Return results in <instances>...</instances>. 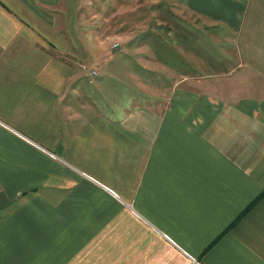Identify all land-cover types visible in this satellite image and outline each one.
<instances>
[{"label":"crops","instance_id":"crops-1","mask_svg":"<svg viewBox=\"0 0 264 264\" xmlns=\"http://www.w3.org/2000/svg\"><path fill=\"white\" fill-rule=\"evenodd\" d=\"M186 2L99 39L83 0H0V264H264V0ZM185 24L232 41L163 71Z\"/></svg>","mask_w":264,"mask_h":264},{"label":"rangeland","instance_id":"rangeland-1","mask_svg":"<svg viewBox=\"0 0 264 264\" xmlns=\"http://www.w3.org/2000/svg\"><path fill=\"white\" fill-rule=\"evenodd\" d=\"M85 3H83L82 11H84L86 14V27L91 26V29H95L99 32L98 37L105 38L106 33H115L118 35V33L122 34V31L124 28H127V26H136L138 25L140 14L147 13L148 11H160L163 13V17L165 21H171V19L168 17L170 15V11L179 13L183 15V17L186 16L187 12V0H161V3L159 4H151L150 2H147L146 0H83ZM129 12L130 18L123 16V14ZM93 14V15H92ZM92 15L94 19L90 21L89 16ZM123 16V18H122ZM133 17V18H132ZM178 17V18H179ZM182 17V18H183ZM179 20H181L179 18ZM173 21V19H172ZM200 22V20H199ZM80 26V25H79ZM124 26V27H123ZM187 24L184 26H174L177 28V32H179V35H170V31H167L171 26H161L162 28H157L158 34L157 36H147L149 39L152 49H150L153 53L155 58L160 61V63L163 65V71H169L170 67L173 65L177 66L179 64V70L180 72H184L185 70V51H182L180 49L181 46H184V42H190L193 46L194 56L193 61L196 62L197 59H201V56H204L208 59V61L212 62V60H216L219 57V45L222 43L224 44H230L232 36L228 33L219 35L218 32L221 29V26L213 24L212 26L209 25H203V26H194L190 25L192 28L186 27ZM158 27V26H157ZM181 28V30H180ZM189 31H188V29ZM200 28V29H198ZM192 30V31H191ZM176 32V34H177ZM181 33V34H180ZM95 37L94 35L92 36ZM108 38H112V40H115L114 35L108 36ZM142 36H139V39L137 41V44H139L140 39ZM172 40H177L178 43V49H175V46L172 47ZM110 40V41H112ZM113 42V41H112ZM111 42V44H112ZM110 44V45H111ZM112 50H121L122 47L120 46V43H113L111 46ZM123 51L125 54H131L132 52H129V50L126 48V45L124 46V49L121 50L120 54L123 55ZM119 51L112 52H104L100 51V49L96 48L95 53L97 54V57L94 61H89L85 68L87 70H93L92 72L95 73V75H92L90 72L89 82L91 83L94 81V77L97 76V71L95 67L99 65V63H103V59L109 60V57L112 56V54H117ZM149 52V51H148ZM146 54V55H145ZM144 58L150 59L151 55L149 53L145 52L143 55ZM139 58V57H138ZM120 61V60H119ZM107 64V63H106ZM105 64V65H106ZM111 64V63H109ZM107 64V65H109ZM106 65V66H107ZM85 71V72H86ZM110 75L113 77L120 76V67H116V64H114L111 69H107ZM84 75V74H83ZM164 75V73H163ZM104 77V75H103ZM98 82H94L92 85H87V89L90 90H99L97 87ZM116 84L109 80H101V88L104 90H109L113 88Z\"/></svg>","mask_w":264,"mask_h":264},{"label":"built area","instance_id":"built-area-1","mask_svg":"<svg viewBox=\"0 0 264 264\" xmlns=\"http://www.w3.org/2000/svg\"><path fill=\"white\" fill-rule=\"evenodd\" d=\"M91 74H92V75H95V73H94V72H92Z\"/></svg>","mask_w":264,"mask_h":264}]
</instances>
